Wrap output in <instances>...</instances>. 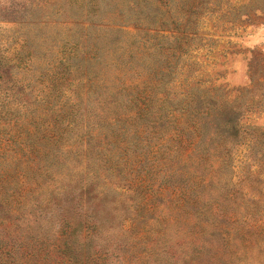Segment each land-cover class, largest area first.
<instances>
[{"label":"rangeland","instance_id":"rangeland-1","mask_svg":"<svg viewBox=\"0 0 264 264\" xmlns=\"http://www.w3.org/2000/svg\"><path fill=\"white\" fill-rule=\"evenodd\" d=\"M92 2L109 29L82 32L73 25ZM1 57L0 179L9 178L22 195L0 201V264L57 263L45 252L59 231L50 217L69 175L49 176L43 168L64 152L60 165L96 189L78 201L89 224L76 226L77 264H186L193 245L212 249L205 259L264 264V218L258 221L255 208L248 212L251 185L233 178L248 165L221 170L199 189L201 219H208L200 229L189 224L190 209L177 210L179 192L153 152H131L147 158L125 182L139 184L123 190L121 168L104 181L97 141L80 148L97 135L100 119L134 114L144 102L151 116L169 118L161 98L181 99L195 87L218 89L219 100L227 95L244 113V132H264V0H0ZM221 214L236 219L226 222Z\"/></svg>","mask_w":264,"mask_h":264},{"label":"trees","instance_id":"trees-1","mask_svg":"<svg viewBox=\"0 0 264 264\" xmlns=\"http://www.w3.org/2000/svg\"><path fill=\"white\" fill-rule=\"evenodd\" d=\"M132 1L137 2V0ZM100 11V5L94 2L89 3V6L85 8L81 7V13L78 15L79 17H75L73 25L82 32L91 29H109L111 23L99 19ZM115 26L118 24L116 23ZM164 26L162 23L160 28H164ZM86 54L85 56L91 59V54L88 51ZM0 59L2 60V57ZM194 91L196 92L194 93ZM226 96H221L219 100L218 89L202 90L196 87L188 91L181 99H171L169 95L165 94L164 98L160 100V109L162 111L164 105L168 103L171 111L170 119L164 117L161 112L151 116L149 103L144 102L134 114L128 113L126 117L100 119L95 125L97 135H89L88 140H82L85 134L80 133V137L82 136L80 148H83L82 152H85L90 149L92 140L97 141L99 143L97 153L105 159L104 163L107 165L104 181L111 183L114 169L121 168L122 172L118 178L123 184L120 187L123 190L128 189L132 184H139V182H134L126 185L131 174L138 172L136 167L147 158L142 154L131 155V152L139 149H145L149 154L153 152V156L160 159L162 165L160 169L163 170V175L172 179L174 187L179 192L173 201L177 210L186 212L190 209L189 224L200 229L207 228L208 219H201L204 217L200 212L202 207L204 208V201L199 194V189L211 183L219 171L231 170L232 172L236 163L246 164L247 168L242 170V173H237L236 176L234 173L233 178L240 180L241 184L251 185V192H247L245 195L250 198L248 212L255 208L254 212L259 216L258 221H262L264 218L262 216L264 213V148L261 147L259 138L264 137V132L254 128H248V131L244 132L241 127V118L244 113L242 110L236 109L234 104L228 102ZM73 124L75 123L73 122ZM105 127L107 131L103 130ZM128 135L130 138L126 140L125 137L127 138ZM58 154L65 157V152ZM61 156L55 157V159L57 158L55 163L43 168V172L49 176V172L59 177L69 175L68 185L59 186L61 199L55 203V209L50 217V220L55 219L59 224V231L55 235L51 249H47L45 254L53 255L52 259L57 261L56 264H77L74 245L76 226L78 224L88 226L89 224V219L84 218V213L78 211V201L80 204V200H86L87 197L92 196L96 189L90 191L89 185H82V181H76L71 167L67 166L66 169L65 166L60 165ZM188 167L190 169L185 171L184 168ZM207 168L212 172L210 175L204 172ZM90 174L96 178L100 176L96 169H93ZM12 182L9 178L1 180V203L13 200L16 202L18 195H22V191L16 190ZM87 182L89 183L90 180L87 179ZM32 188V186L26 187V195L32 193ZM237 188L239 187L237 186ZM40 189L37 188V191ZM51 192L52 194L57 193L56 190ZM227 201L228 199L225 197L222 206H225ZM220 216L219 218L226 222L235 218V215L221 214ZM77 217L80 219L76 220ZM235 221V223H239L238 220ZM85 225L81 226L85 227ZM83 238L87 239L88 236L84 235ZM191 250L194 259L186 264H227L217 256L205 259L204 255L212 250L209 247L193 245ZM3 252L4 250L0 253ZM6 254H10V252Z\"/></svg>","mask_w":264,"mask_h":264}]
</instances>
